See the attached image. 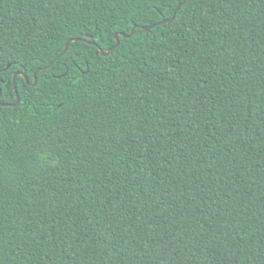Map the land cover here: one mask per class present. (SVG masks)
<instances>
[{
    "label": "trees",
    "instance_id": "16d2710c",
    "mask_svg": "<svg viewBox=\"0 0 264 264\" xmlns=\"http://www.w3.org/2000/svg\"><path fill=\"white\" fill-rule=\"evenodd\" d=\"M161 11L0 0V264H264V2Z\"/></svg>",
    "mask_w": 264,
    "mask_h": 264
},
{
    "label": "snow or ice",
    "instance_id": "6c2138e0",
    "mask_svg": "<svg viewBox=\"0 0 264 264\" xmlns=\"http://www.w3.org/2000/svg\"><path fill=\"white\" fill-rule=\"evenodd\" d=\"M137 2L145 3L149 13L155 14L159 12L160 16L164 18L165 13L164 11H161V9H167L170 7L174 10V12H179L180 9L185 8L186 5H189L192 2V0H137ZM261 2H264V0H261ZM172 19L174 20L175 17L173 16ZM143 26H144L143 21L139 20L136 16H132L127 21V32L129 33V35L125 36V30L122 28L115 29L112 35L109 37L111 43H109L106 48L100 47L99 40H97L96 36H88L86 33H83V30H81V32H77L76 35L73 37H68L67 42L69 45H71L74 42H76L78 45L79 44L88 45L90 40L94 41L95 42L94 51H92L91 54L93 56H105L110 58L111 52L120 48L125 39L131 40L132 36L138 35V30L141 29ZM153 26L160 27L161 32L165 31V28L160 26L159 21L154 22ZM99 39L100 40L104 39V36L101 35ZM79 50L80 49L78 47L77 54L79 53ZM66 51H67L66 48L60 49L61 54L65 53ZM57 58L58 57L56 56L51 57L52 62L55 63ZM8 67H11V65L10 64L5 65L2 70L7 71ZM62 67L65 69V71L63 74H61L60 76L61 79H63L65 76H68L69 79L75 80L76 78L75 74L78 71L84 70L81 67V62L72 61L68 59L65 60V63L62 65ZM94 68H95V61L93 60L91 63H89L88 69L86 71H91ZM18 71L23 73L24 70L23 68H21L18 69ZM70 73L72 74L71 76H69ZM49 83H51V81H49ZM3 95H4V80L0 78V102H2ZM14 95L18 98L17 100L18 103L19 98L21 97L20 89H17ZM61 107H63V105H61Z\"/></svg>",
    "mask_w": 264,
    "mask_h": 264
},
{
    "label": "water",
    "instance_id": "95a60500",
    "mask_svg": "<svg viewBox=\"0 0 264 264\" xmlns=\"http://www.w3.org/2000/svg\"><path fill=\"white\" fill-rule=\"evenodd\" d=\"M177 13V12H176ZM174 17H176V15H174ZM175 20V19H174ZM172 18L170 19V20H167V21H163V22H161V23H159V24H166V23H172L173 21H174ZM155 26H150V27H143L142 29L143 30H145V31H147V32H149L151 29H153ZM125 36H127V35H125ZM68 48H69V44L67 43L66 44V49L68 50ZM67 52V51H66ZM65 52V53H66ZM65 53H63V54H65ZM105 57V56H104ZM53 63H51L50 64V66L52 65ZM41 70H38L35 74H34V83L32 84L33 86H36V84H37V75H38V73L40 72ZM23 76V77H25L26 78V81L29 83V79L26 77V75L25 74H23V73H18V74H15V76H14V88H15V91L17 90V87H16V78L18 77V76ZM17 100H18V98H17ZM20 103V98H19V102L17 103H15V104H13V106H17L18 104ZM0 104H2L1 102H0ZM4 106V105H3Z\"/></svg>",
    "mask_w": 264,
    "mask_h": 264
}]
</instances>
